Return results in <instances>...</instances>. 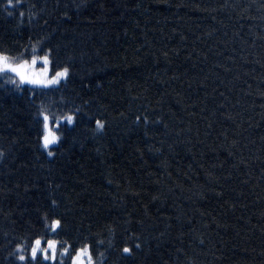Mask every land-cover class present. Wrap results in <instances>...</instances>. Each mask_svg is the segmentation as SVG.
Listing matches in <instances>:
<instances>
[{"label": "trees", "instance_id": "16d2710c", "mask_svg": "<svg viewBox=\"0 0 264 264\" xmlns=\"http://www.w3.org/2000/svg\"><path fill=\"white\" fill-rule=\"evenodd\" d=\"M6 4L0 52L69 76L0 73V264L45 234L93 264H264V0ZM42 109H79L48 150Z\"/></svg>", "mask_w": 264, "mask_h": 264}, {"label": "snow or ice", "instance_id": "6c2138e0", "mask_svg": "<svg viewBox=\"0 0 264 264\" xmlns=\"http://www.w3.org/2000/svg\"><path fill=\"white\" fill-rule=\"evenodd\" d=\"M13 0H7L5 6V11L8 8L13 7ZM11 15V12H8ZM23 16V13H20ZM49 52H46L40 57L43 62V67L36 72L33 70L32 66L36 64L37 58L35 55L32 56L31 63L28 60H21L20 62H13L10 55L0 52V73L7 76L9 73L18 77L19 83L17 84L16 79H10L9 82L17 84V87L21 84H31L41 88L55 87L59 85L61 81H67L69 76V69L67 67L55 70L51 77H49V64L51 63L49 59ZM79 109L76 110V113ZM76 113H67L62 116L57 117L56 115L49 116L47 112L43 109L38 113L42 118V135L40 137L42 141V147L48 150L51 145L56 144L59 141V136L54 129L60 127V122L63 121L68 125H72L75 121ZM137 121L140 117H136ZM145 121L147 117L144 118ZM97 130H102L104 124L100 120L95 121ZM51 156L53 153L48 151L47 153ZM56 201L53 200L52 204L55 205ZM47 220V217H45ZM45 227L49 232L53 234H58L63 231L62 221L59 218L51 219L50 223H46ZM69 247L67 241H61L54 238H48L47 234L44 237H36L31 240L28 244H16L15 249L10 255L15 256L16 260L21 262V264H41V262H46V264H64V257L67 256L70 259L71 264H93L92 253L90 246L85 244L83 247L74 249V255L69 253ZM133 248L139 249L140 245L134 244L132 247L124 246L122 248V253L126 254L127 258H133L135 253ZM58 249L60 259L58 260Z\"/></svg>", "mask_w": 264, "mask_h": 264}, {"label": "rangeland", "instance_id": "374dc122", "mask_svg": "<svg viewBox=\"0 0 264 264\" xmlns=\"http://www.w3.org/2000/svg\"><path fill=\"white\" fill-rule=\"evenodd\" d=\"M40 57L41 56H36V58H37V62H36V64L35 65H33L32 66V68H33V70H35L36 72H39V70L43 67V62H42V60H40ZM32 59V58H31ZM31 59L30 60H28L29 61V63H31ZM49 59H50V57H49ZM49 77H51V75H52V72H51V67H50V64H49ZM12 74V73H11ZM14 75V74H13ZM15 76V75H14ZM17 79H18V77H16ZM62 82V81H61ZM23 85H28V86H30V87H33V88H41V87H38V86H34V85H31V84H23ZM56 86H58V85H56Z\"/></svg>", "mask_w": 264, "mask_h": 264}]
</instances>
